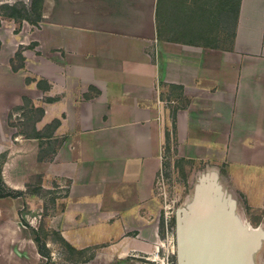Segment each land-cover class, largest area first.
I'll return each instance as SVG.
<instances>
[{
	"label": "crops",
	"instance_id": "1",
	"mask_svg": "<svg viewBox=\"0 0 264 264\" xmlns=\"http://www.w3.org/2000/svg\"><path fill=\"white\" fill-rule=\"evenodd\" d=\"M235 7L44 0L38 26L0 21V178L22 193L0 197V264L60 263L38 252L41 222L83 256L73 264H135L124 256L157 237L166 148L264 205V0Z\"/></svg>",
	"mask_w": 264,
	"mask_h": 264
},
{
	"label": "rangeland",
	"instance_id": "2",
	"mask_svg": "<svg viewBox=\"0 0 264 264\" xmlns=\"http://www.w3.org/2000/svg\"><path fill=\"white\" fill-rule=\"evenodd\" d=\"M14 1L28 2V0H0V3H12ZM19 63V57L14 56L12 60V66L16 67L19 65ZM24 104L27 108L23 112L13 111V114L17 112V114L20 115H28L29 113L27 112L30 111V107L27 106V102L25 101ZM15 117L12 118L14 120L12 121V123L15 125L16 131L20 132L24 128L23 126L21 127V121L18 120V116L16 115ZM166 149L167 150L165 152V157L163 159V168L155 182V192L160 196L162 203L158 219L159 229L157 237L155 239H151L148 242V247L144 248V250L130 253L128 256H124L126 259H130L135 264H176V213L182 211L189 212V210L194 205L200 203V201H198L199 199H197L195 196V188L197 185H199L200 177L206 171V165L202 162L182 160L176 157L175 153L170 148ZM221 175H223V173ZM40 181L41 179L37 176H34L31 179V191L35 194L45 197L48 201L49 199H51V197H53V195H50L47 189L43 190L41 186H38ZM54 183V186L57 185V188L53 189L54 191H56V194L54 196H63L65 190L68 188V182L60 181L58 183ZM216 185L220 187L222 200H225L228 204H232L231 216L233 231H235L236 233H241L242 229L246 228H242V220H245L248 225H250L253 230H255L260 218L264 217V205H247L242 192H240L239 190H235L232 183H228L227 181L226 183H219L217 181ZM51 186L53 185L51 184ZM214 196L217 197L215 193L213 194V197ZM41 223L45 225L44 222ZM258 229L259 228H257V230ZM46 230L47 231L40 232L41 242L49 250V253L50 250L53 249L55 255H59V264H73V262L83 259V256L81 254L70 251L65 246H63L57 239V236L52 232V230L48 229L47 227ZM51 241L53 243H50ZM47 245L49 248L47 247ZM117 256H119V254ZM247 259L250 264H264L263 232L260 231L257 239V246L254 250L247 254Z\"/></svg>",
	"mask_w": 264,
	"mask_h": 264
},
{
	"label": "water",
	"instance_id": "3",
	"mask_svg": "<svg viewBox=\"0 0 264 264\" xmlns=\"http://www.w3.org/2000/svg\"><path fill=\"white\" fill-rule=\"evenodd\" d=\"M214 193L217 197H213ZM195 196L200 203L189 212L176 213V264H250L247 254L257 246L259 229L249 233L247 228L241 233L233 231L232 204L222 200L220 187L213 179L202 178L195 188ZM202 205L210 207L197 212ZM226 224H229L233 237L221 248L220 233Z\"/></svg>",
	"mask_w": 264,
	"mask_h": 264
},
{
	"label": "trees",
	"instance_id": "4",
	"mask_svg": "<svg viewBox=\"0 0 264 264\" xmlns=\"http://www.w3.org/2000/svg\"><path fill=\"white\" fill-rule=\"evenodd\" d=\"M238 1L239 0H236V7H235L236 10H238ZM43 4H44V0H28V2L14 1L12 3H8V2L0 3V21L3 19L14 21L17 24L15 33H18L20 31L22 22H27L31 25L38 26L39 23L41 22L43 15ZM21 52H22V48L20 47V49L15 53V56L19 57V60L22 59ZM3 157L4 155L0 156V170H1V162L3 160ZM67 192L68 190L66 189L64 196H66ZM21 194L22 193L20 191H12L3 188L0 178V197H5V196L16 197V196H20ZM44 231L47 230L43 223L40 224L37 230L35 229L32 230L39 254L49 259L50 258L49 250L45 247V245L41 242L40 239V232H44ZM52 232L57 236V239L63 246H65L70 251L76 252L61 237L59 233L55 231Z\"/></svg>",
	"mask_w": 264,
	"mask_h": 264
},
{
	"label": "bare ground",
	"instance_id": "5",
	"mask_svg": "<svg viewBox=\"0 0 264 264\" xmlns=\"http://www.w3.org/2000/svg\"><path fill=\"white\" fill-rule=\"evenodd\" d=\"M210 207L209 205H202V207H198V211L197 212H201L203 211L202 209L205 210V208ZM200 209V210H199ZM242 228L246 227V232L249 233L251 232L253 229L250 225H248V223L245 220H242ZM230 226L229 224H226L222 229H221V233H220V246L221 248H224L228 242H231L232 239V235L230 234ZM232 233V232H231Z\"/></svg>",
	"mask_w": 264,
	"mask_h": 264
},
{
	"label": "built area",
	"instance_id": "6",
	"mask_svg": "<svg viewBox=\"0 0 264 264\" xmlns=\"http://www.w3.org/2000/svg\"><path fill=\"white\" fill-rule=\"evenodd\" d=\"M161 173V172H160ZM173 248H174V246H173Z\"/></svg>",
	"mask_w": 264,
	"mask_h": 264
}]
</instances>
